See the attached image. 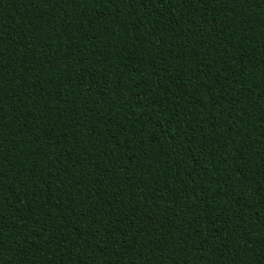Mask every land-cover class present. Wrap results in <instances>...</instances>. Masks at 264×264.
Returning a JSON list of instances; mask_svg holds the SVG:
<instances>
[{"label": "trees", "instance_id": "1", "mask_svg": "<svg viewBox=\"0 0 264 264\" xmlns=\"http://www.w3.org/2000/svg\"><path fill=\"white\" fill-rule=\"evenodd\" d=\"M0 264H264V0H0Z\"/></svg>", "mask_w": 264, "mask_h": 264}]
</instances>
